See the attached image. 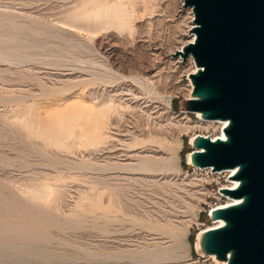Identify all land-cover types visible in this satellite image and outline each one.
Instances as JSON below:
<instances>
[{
    "label": "rangeland",
    "instance_id": "1",
    "mask_svg": "<svg viewBox=\"0 0 264 264\" xmlns=\"http://www.w3.org/2000/svg\"><path fill=\"white\" fill-rule=\"evenodd\" d=\"M191 18L183 0H0V264H207L194 237L227 198L184 161L219 133L178 107Z\"/></svg>",
    "mask_w": 264,
    "mask_h": 264
},
{
    "label": "water",
    "instance_id": "2",
    "mask_svg": "<svg viewBox=\"0 0 264 264\" xmlns=\"http://www.w3.org/2000/svg\"><path fill=\"white\" fill-rule=\"evenodd\" d=\"M192 12L191 39L172 55L193 70L179 111L221 124L218 134L194 133L188 166L228 171L218 193L229 202L207 210L194 252L216 264H264V0H183Z\"/></svg>",
    "mask_w": 264,
    "mask_h": 264
},
{
    "label": "built area",
    "instance_id": "3",
    "mask_svg": "<svg viewBox=\"0 0 264 264\" xmlns=\"http://www.w3.org/2000/svg\"><path fill=\"white\" fill-rule=\"evenodd\" d=\"M190 91V90H189ZM188 91V92H189ZM221 126V125H220ZM215 135V134H213ZM196 169V168H195ZM205 171H207L208 169H204ZM211 173V172H210ZM211 174H217V175H221L222 176V179H223V182L220 183L218 186H217V191H218V188L221 187L222 185H231V181L228 179V175H229V172L228 171H223V172H219V173H211ZM214 206V205H212ZM210 206V207H212ZM198 259H201L202 261H204V263H207V264H215L214 260L212 259L211 256H205V257H199L198 256Z\"/></svg>",
    "mask_w": 264,
    "mask_h": 264
},
{
    "label": "bare ground",
    "instance_id": "4",
    "mask_svg": "<svg viewBox=\"0 0 264 264\" xmlns=\"http://www.w3.org/2000/svg\"><path fill=\"white\" fill-rule=\"evenodd\" d=\"M7 37H8V36H7ZM191 37H192V36H190V39H191ZM190 39H189V40H190ZM190 58H191V57H190ZM191 60H192V59H191ZM192 63H193V61H192ZM193 67H194V66H193ZM192 70H193V68H192ZM192 70H191V71H192ZM204 121H206V122H199V123H200L199 125H202V124H203L204 126H207V125H209V124H214V123H215V122H213V121H208V120H204ZM193 123H194V122H193ZM218 124H219V129H220V125H221V124H220L219 122H218ZM208 127H209V126H208ZM162 159H163V158H162ZM163 160H164V159H163ZM127 164H128V163H127ZM123 165H124V164H123ZM125 165H126V164H125ZM120 166H121V165H120ZM148 166H149V165H148ZM148 166H147V167H148ZM126 167H127V166H126ZM132 167H133V165H132ZM132 167H131V168H132ZM137 167H138V166H137ZM128 168H130V167H128ZM128 168H127V169H128ZM133 168H134V167H133ZM151 168H152V167H151ZM124 169H125V168H124ZM133 170H135V169H133ZM137 170H138V169H137ZM146 170H147V169H146ZM150 170H151V169H150ZM140 171H141V170H140ZM166 181H167V180H166ZM222 186H227V185H222ZM58 196H59V194H58ZM229 201H230V199H227L226 202H229ZM224 203H225V202H224ZM0 224H1V223H0ZM213 224H214V223H212V225H213ZM149 256H150V255H149Z\"/></svg>",
    "mask_w": 264,
    "mask_h": 264
}]
</instances>
